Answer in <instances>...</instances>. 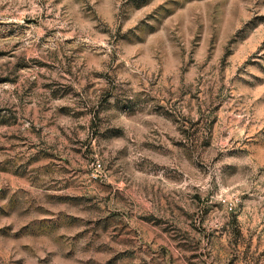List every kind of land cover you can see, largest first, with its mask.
I'll return each instance as SVG.
<instances>
[{
    "label": "rangeland",
    "instance_id": "obj_1",
    "mask_svg": "<svg viewBox=\"0 0 264 264\" xmlns=\"http://www.w3.org/2000/svg\"><path fill=\"white\" fill-rule=\"evenodd\" d=\"M0 264H264V0H0Z\"/></svg>",
    "mask_w": 264,
    "mask_h": 264
}]
</instances>
